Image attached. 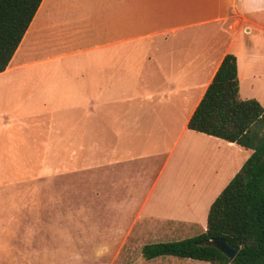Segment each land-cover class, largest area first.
Listing matches in <instances>:
<instances>
[{
    "label": "crops",
    "instance_id": "obj_1",
    "mask_svg": "<svg viewBox=\"0 0 264 264\" xmlns=\"http://www.w3.org/2000/svg\"><path fill=\"white\" fill-rule=\"evenodd\" d=\"M262 42L264 0H42L0 72V186L68 161L84 200L119 223L160 225L136 240L203 232L205 193L219 194L252 151L187 123L226 53L240 98L264 107ZM204 263L140 248L124 264Z\"/></svg>",
    "mask_w": 264,
    "mask_h": 264
},
{
    "label": "trees",
    "instance_id": "obj_2",
    "mask_svg": "<svg viewBox=\"0 0 264 264\" xmlns=\"http://www.w3.org/2000/svg\"><path fill=\"white\" fill-rule=\"evenodd\" d=\"M42 0H0V72L19 46ZM187 127L233 142L251 155L211 203L206 229L189 238L145 244L142 256H174L210 264H264V107L241 99L236 57L226 53ZM223 238L233 259L202 243Z\"/></svg>",
    "mask_w": 264,
    "mask_h": 264
},
{
    "label": "rangeland",
    "instance_id": "obj_3",
    "mask_svg": "<svg viewBox=\"0 0 264 264\" xmlns=\"http://www.w3.org/2000/svg\"><path fill=\"white\" fill-rule=\"evenodd\" d=\"M255 54L264 56V42L258 44ZM67 162L62 161L64 166L58 175L44 180L28 176L20 183L0 186V264H25L21 259L29 257H44L51 264L54 260L55 264H124L136 259L143 241H177L202 231L193 225L181 237L136 240V233L145 226L154 227L149 238L157 237L154 231L160 225L119 223L118 217L110 215L98 202L84 200V193L75 192L79 186ZM219 191L205 193L206 212ZM206 212L202 226L206 224ZM123 232H130L129 238L119 237ZM12 250L34 255L24 256Z\"/></svg>",
    "mask_w": 264,
    "mask_h": 264
},
{
    "label": "water",
    "instance_id": "obj_4",
    "mask_svg": "<svg viewBox=\"0 0 264 264\" xmlns=\"http://www.w3.org/2000/svg\"><path fill=\"white\" fill-rule=\"evenodd\" d=\"M206 246H212L223 253L227 258L233 259L239 248H232L223 238L217 237L202 243Z\"/></svg>",
    "mask_w": 264,
    "mask_h": 264
}]
</instances>
